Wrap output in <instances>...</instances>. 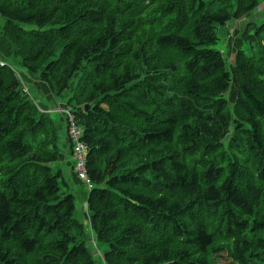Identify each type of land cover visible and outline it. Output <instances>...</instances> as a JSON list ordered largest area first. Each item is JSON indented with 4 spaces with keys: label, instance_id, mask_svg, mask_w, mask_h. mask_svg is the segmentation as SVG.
I'll return each mask as SVG.
<instances>
[{
    "label": "trees",
    "instance_id": "obj_1",
    "mask_svg": "<svg viewBox=\"0 0 264 264\" xmlns=\"http://www.w3.org/2000/svg\"><path fill=\"white\" fill-rule=\"evenodd\" d=\"M258 5L0 0V53L67 99L92 184L86 227L57 125L0 66V264H264V46L234 90L214 48Z\"/></svg>",
    "mask_w": 264,
    "mask_h": 264
},
{
    "label": "rangeland",
    "instance_id": "obj_2",
    "mask_svg": "<svg viewBox=\"0 0 264 264\" xmlns=\"http://www.w3.org/2000/svg\"><path fill=\"white\" fill-rule=\"evenodd\" d=\"M246 19H248V18H243L241 20H246ZM241 20H238V21H241ZM236 24H239V23H236ZM248 27L251 28V25ZM248 27H247V29H248ZM229 34H230V31L223 30L221 33V39L218 41L217 45L214 46V48L219 49L225 56V59L227 62L228 72L232 75L231 77L233 78V84L231 85V88H232V90H234L233 89L235 87V84H234V77H235L234 61L232 64V61L230 60V57L228 56L229 47L225 44ZM242 47L244 50H248V52H247L248 54H251L252 52H254V45H252L249 42H246ZM254 53L257 54V52H254ZM234 58H235V56H234ZM9 59H10V57L6 56V57H4L3 60L6 62V64L14 66L18 70V72L21 76V77H19V79H20L19 81L21 83L22 90L26 93V95L34 103L37 104L38 107H40L39 108L40 112L50 116L52 118V120L54 121V123L58 127V130H59V147L58 148H59V152H60V155H59L60 161L58 162L59 164H57L56 166L60 167L62 175H63L65 181L69 185V189L63 188L62 192H67V190H68V193L74 194V196L76 198L75 218L77 220L83 222L86 225V227H88L89 221H88V216H87L88 210L86 208V201L88 198L89 190H88L87 186L83 182H81L80 180L77 179L80 182L75 183V181H76L75 179H69L66 177V173H70L71 175H74L75 178H77L76 174H75V170H74V166H75L74 157H73V154L71 152V156L73 157V163H72V161L69 157V155H70L69 154L70 153V144H69V141L66 139L65 134H64L66 122H64L62 124V120H61L62 115L59 112H61V110L65 109V108H71V107H69L67 105V99L66 98H64L62 96L59 97L57 95H53L51 93V91L49 90L47 83H45L42 79L32 75L29 71L20 67L18 63H14V61H12V60L10 61ZM36 83L38 84L37 86L35 85ZM40 83H42L44 86H46L45 87L46 90H41L42 94L45 96V98L43 96H42V98H40L38 96V92H37L38 89L37 88L41 87ZM231 95L232 96L229 97L230 102H232L234 99V96L232 93H231ZM46 96H47V98H46ZM42 107H44V109H41ZM88 231H89V229H88ZM92 243H93L92 244V250H94L93 252H95L96 258H100L103 251L105 250V248L96 247V244L94 242H92Z\"/></svg>",
    "mask_w": 264,
    "mask_h": 264
},
{
    "label": "crops",
    "instance_id": "obj_3",
    "mask_svg": "<svg viewBox=\"0 0 264 264\" xmlns=\"http://www.w3.org/2000/svg\"><path fill=\"white\" fill-rule=\"evenodd\" d=\"M258 3H259L258 9L250 17H248V19L241 20V21H233V22L229 23L225 28V30L230 31V34H229L225 44L229 47L228 56L230 57L232 64H233L234 56H235L236 52L240 49H243L242 46L246 43L243 41V35L245 34L247 27L251 25V28H250V30L252 31L251 34H254L255 26L260 27V26L264 25V0H258ZM236 23H239V24H236ZM263 36H264V34H263ZM252 45H254V52H257V54L262 53L263 52V46H264V37L259 36V37L255 38V41ZM0 52L5 55V51L2 47H0ZM1 53H0V60L4 61L3 59L5 56H3V54H1ZM35 85L37 86L38 84L36 83ZM40 85H41V87L37 88L38 89V91H37L38 96L40 98H42V96L45 98V96L42 94L41 90H46L45 89L46 86H44L42 83H40ZM46 98H47V96H46ZM41 109H44V107H42ZM65 137L67 139V136H65ZM69 154H70L69 157L73 163V157L71 156V151ZM66 177L69 179H75L76 180L75 183L80 182L77 180L78 178H75V176L71 175L70 173H66Z\"/></svg>",
    "mask_w": 264,
    "mask_h": 264
},
{
    "label": "built area",
    "instance_id": "obj_4",
    "mask_svg": "<svg viewBox=\"0 0 264 264\" xmlns=\"http://www.w3.org/2000/svg\"><path fill=\"white\" fill-rule=\"evenodd\" d=\"M0 66H7L9 67L12 72L16 75V77L19 79L20 74L18 70L9 64H6V62L0 60ZM66 120L67 130H68V136L71 141L72 147H73V157L75 161V174L78 180L83 182L89 190L92 189V184L88 179L87 172H86V160L88 155V147L83 142V130L78 125L76 115L74 111L71 108H65L59 112Z\"/></svg>",
    "mask_w": 264,
    "mask_h": 264
}]
</instances>
